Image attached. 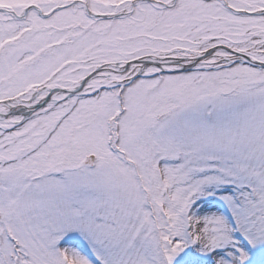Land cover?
<instances>
[{"label": "snow or ice", "instance_id": "obj_1", "mask_svg": "<svg viewBox=\"0 0 264 264\" xmlns=\"http://www.w3.org/2000/svg\"><path fill=\"white\" fill-rule=\"evenodd\" d=\"M0 264H264V0H0Z\"/></svg>", "mask_w": 264, "mask_h": 264}]
</instances>
